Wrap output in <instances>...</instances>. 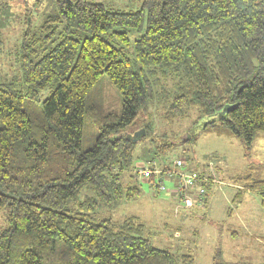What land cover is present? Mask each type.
<instances>
[{"label":"trees","instance_id":"16d2710c","mask_svg":"<svg viewBox=\"0 0 264 264\" xmlns=\"http://www.w3.org/2000/svg\"><path fill=\"white\" fill-rule=\"evenodd\" d=\"M55 9L39 30L51 41L64 24L59 41L37 61L21 46L20 85L0 75V264H194L153 245L136 216L100 213L138 199L142 181L160 192L162 177L174 180L169 194L182 207L212 183L180 159L171 167L138 159L142 140L158 153L171 147L154 134L150 112L194 115L204 133L245 149L264 132V0H143L130 13L55 0ZM104 77L119 110L106 106ZM135 125L137 141L127 131ZM234 184L257 193L264 210V180Z\"/></svg>","mask_w":264,"mask_h":264},{"label":"rangeland","instance_id":"374dc122","mask_svg":"<svg viewBox=\"0 0 264 264\" xmlns=\"http://www.w3.org/2000/svg\"><path fill=\"white\" fill-rule=\"evenodd\" d=\"M0 1L7 4L6 8L0 9V75L6 79L13 78L20 85L21 46L30 45L35 51L31 59L37 61L59 41L64 24L58 25L51 41H44L39 27L46 17L56 14L55 0ZM90 1L113 11L130 13L140 10L143 0ZM145 27L146 14L141 33ZM138 34L130 32L131 44ZM72 35L82 39L83 33ZM126 54L131 56V47L127 48ZM102 83L106 106L119 110L118 92L106 77ZM150 113L154 134L162 136L164 143H171V147L158 153L152 148L153 144L142 140L135 150L138 159H155L168 167L180 159L197 173L209 174L212 183L207 189H201V201L197 200L195 187L191 192L195 204L187 195L189 204L182 207L169 194L174 180L162 177L161 184L165 190L160 192L142 181L138 199L110 211L102 209L100 215L113 220L136 216L144 224L145 234L153 245L178 256L190 254L194 264H264V210L260 198L254 191L234 184L236 178L245 175L264 180V132H259L252 147L245 149L235 137L204 133L194 115L168 121L160 110ZM139 126L127 131L134 134L141 131ZM187 135L193 136L194 140L185 141ZM159 164L155 166L157 170L160 169ZM142 165L148 164L139 161L138 166Z\"/></svg>","mask_w":264,"mask_h":264},{"label":"built area","instance_id":"2783aa9c","mask_svg":"<svg viewBox=\"0 0 264 264\" xmlns=\"http://www.w3.org/2000/svg\"><path fill=\"white\" fill-rule=\"evenodd\" d=\"M140 173H141V175H142L143 177H145V176L149 175L151 172H149V171L147 172L146 170H141ZM192 179H193V177H187L186 179H184V180L181 182V185H180V187L177 189V191L180 192V191L182 190V188L189 187V186L191 185V180H192ZM184 203H185L186 205L189 204L188 197H185V198H184Z\"/></svg>","mask_w":264,"mask_h":264},{"label":"water","instance_id":"95a60500","mask_svg":"<svg viewBox=\"0 0 264 264\" xmlns=\"http://www.w3.org/2000/svg\"><path fill=\"white\" fill-rule=\"evenodd\" d=\"M142 131H137L133 134V140L137 141L139 139V137L142 135Z\"/></svg>","mask_w":264,"mask_h":264}]
</instances>
